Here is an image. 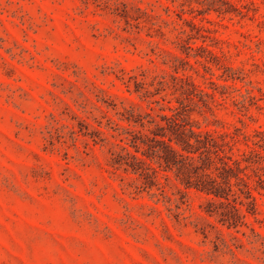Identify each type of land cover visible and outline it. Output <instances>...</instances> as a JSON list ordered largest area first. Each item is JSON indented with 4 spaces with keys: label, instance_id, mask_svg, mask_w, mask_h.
<instances>
[{
    "label": "rangeland",
    "instance_id": "1",
    "mask_svg": "<svg viewBox=\"0 0 264 264\" xmlns=\"http://www.w3.org/2000/svg\"><path fill=\"white\" fill-rule=\"evenodd\" d=\"M0 264H264V0H0Z\"/></svg>",
    "mask_w": 264,
    "mask_h": 264
}]
</instances>
